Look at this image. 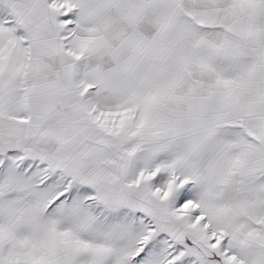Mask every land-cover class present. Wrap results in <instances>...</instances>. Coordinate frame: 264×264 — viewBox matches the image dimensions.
I'll return each instance as SVG.
<instances>
[{
  "label": "snow or ice",
  "instance_id": "snow-or-ice-1",
  "mask_svg": "<svg viewBox=\"0 0 264 264\" xmlns=\"http://www.w3.org/2000/svg\"><path fill=\"white\" fill-rule=\"evenodd\" d=\"M0 264H264V0H0Z\"/></svg>",
  "mask_w": 264,
  "mask_h": 264
}]
</instances>
